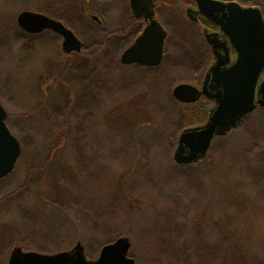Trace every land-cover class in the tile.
I'll return each instance as SVG.
<instances>
[{"label": "rangeland", "instance_id": "374dc122", "mask_svg": "<svg viewBox=\"0 0 264 264\" xmlns=\"http://www.w3.org/2000/svg\"><path fill=\"white\" fill-rule=\"evenodd\" d=\"M164 1L165 57L148 69L119 62L139 32L128 0H0V105L21 147L0 179V264L15 247L52 255L77 243L96 260L121 237L135 264H264V108L202 162H173L181 130L207 108L172 91L199 85L210 59L185 0ZM22 11L72 30L87 68L65 70L61 38L23 32Z\"/></svg>", "mask_w": 264, "mask_h": 264}, {"label": "water", "instance_id": "95a60500", "mask_svg": "<svg viewBox=\"0 0 264 264\" xmlns=\"http://www.w3.org/2000/svg\"><path fill=\"white\" fill-rule=\"evenodd\" d=\"M152 1L149 0L147 18L149 25L134 44L120 57L123 65H139L147 68L159 67L163 59L165 33L152 20ZM198 12L209 22L218 26L229 39L236 52L234 64L223 69L224 62L217 59L206 75L204 85L210 84L215 92V107L210 111L206 124L187 128L180 132L173 153L176 165H193L203 161L216 137H223L235 129L256 107L264 108V79L257 89L260 75L264 71V22L256 8H242L237 2L223 3L217 0H193ZM132 9H137L138 1L130 0ZM17 26L27 34L51 31L58 35L61 51L65 55L79 53L82 43L63 23L44 14L22 11L16 17ZM212 46L216 40H210ZM257 89V90H256ZM192 85L179 84L172 91L179 103H189L195 99ZM260 99L255 100V96ZM192 95L191 99L188 97ZM7 113L0 105V179L8 176L21 155L18 140L11 134L5 120ZM130 242L121 237L105 245L96 260H88L84 247L77 243L71 250L45 255L23 251L15 247L8 264H135L128 257Z\"/></svg>", "mask_w": 264, "mask_h": 264}, {"label": "flooded vegetation", "instance_id": "af4514ba", "mask_svg": "<svg viewBox=\"0 0 264 264\" xmlns=\"http://www.w3.org/2000/svg\"><path fill=\"white\" fill-rule=\"evenodd\" d=\"M136 1H138V4L136 5L137 9L134 10L131 7L130 0H128L129 14H130L131 19H132L131 23L129 25L132 27L137 25L139 27V32L129 47H131L134 44L135 40L140 36V34L149 25V22H150L149 19H145V18H147V9L149 8L148 7L149 6V4H148L149 0H136ZM217 1H221L223 3L237 2L242 8H249V7L256 8L260 11L262 20L264 22V9L262 7H260L258 4H256V5H244V4H241L240 2H238L236 0H217ZM164 3H165L164 0H153L152 1V10H151V12L153 13L152 20H154L160 26L162 31L165 33L164 44H163L164 51H163L162 62H163L164 57H165L164 53H165V45H166V41H167V37H168V30L164 27L162 22L158 19V10L163 8L162 6ZM183 14H184L185 19L187 21L194 23L196 30L198 31V33L202 37L203 41L205 42L208 50H207V52L204 53V57L207 58L209 56L210 63L206 69L205 74L203 75L201 83L199 85H193V87L195 89V91H193V93L195 94V96H194L195 99L189 103H180V104L186 105V106H189V105H197L198 106L199 105V106L206 107L207 108L206 118H205V120H203V122L196 124V125H193V126H191V125L186 126L181 131H183L187 128L200 127V126H203L204 124H206V122L208 121L209 115H210V111L215 107V100L213 98L215 96V92L211 89L210 84L204 85V82L206 80V75L208 73L209 68L214 65V63L216 62L217 59H220L221 61H223L225 63L223 69H227V68L231 67L236 60V52H235L234 48L231 46L229 39L223 34V32H221V30L218 26H216L213 23L206 20L198 12L197 5L193 0H185V4H184V8H183ZM90 17L92 18V16H90ZM93 19L98 24H102L100 19H98L96 17H93ZM116 32H119V31L116 30ZM212 39L216 40V42H217L213 46L209 43L210 40H212ZM129 47H127V48H129ZM121 55H120V57H121ZM71 56L75 57L76 55L71 54ZM120 57H119V62H120ZM84 61L85 60H83L82 62L85 64L86 61L85 62ZM84 64H82V67H80V69L81 68H85V69L87 68V67H84ZM121 65L124 67L139 66L136 64H133V65L121 64ZM144 68H147V67H144ZM148 69H151V68H148ZM263 79H264V71L262 72V74L260 75V77L258 79L257 89L259 88ZM191 97H193V96L190 95L188 98L191 99ZM257 99H260V98L257 97V94H256L255 100H257ZM257 109H262V108L258 106V107H256L255 110H257ZM233 130H231V131H233ZM216 138H218V137H216ZM216 138H214V139H216Z\"/></svg>", "mask_w": 264, "mask_h": 264}, {"label": "trees", "instance_id": "16d2710c", "mask_svg": "<svg viewBox=\"0 0 264 264\" xmlns=\"http://www.w3.org/2000/svg\"><path fill=\"white\" fill-rule=\"evenodd\" d=\"M51 17H53V16H51ZM54 18V17H53ZM55 19H57V18H55ZM90 58V57H89ZM85 62V61H84ZM82 64H84L83 62H81V63H77V62H75V60H73V57L70 55V56H65V59H64V62H63V65H64V68H65V70H69L70 68H72V67H76V69H79L80 67H82ZM63 135V134H62ZM47 155V154H46ZM48 159V158H47ZM200 162H202V161H200ZM199 162V163H200ZM196 164H198V163H196ZM196 164H193V165H191L192 167L193 166H195ZM54 203H56V202H54Z\"/></svg>", "mask_w": 264, "mask_h": 264}]
</instances>
